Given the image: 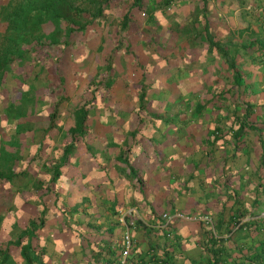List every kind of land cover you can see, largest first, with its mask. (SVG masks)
Listing matches in <instances>:
<instances>
[{
  "label": "crops",
  "instance_id": "0c3cea01",
  "mask_svg": "<svg viewBox=\"0 0 264 264\" xmlns=\"http://www.w3.org/2000/svg\"><path fill=\"white\" fill-rule=\"evenodd\" d=\"M184 4L187 9L186 13L183 14L184 16L176 17L174 16L175 13H173L171 19L173 20L172 22L176 21L180 24L179 26L187 23L188 36L169 29L171 21H163V24L160 25L163 29L172 32L170 42L173 54L169 58L171 64H169L167 69L162 70L163 65L159 69L157 68L155 64L161 61V57L154 53L152 44L144 45L143 42L145 41H140L139 43L141 45V50L139 51L140 53L142 51L141 54L133 49L135 55L125 53L129 55V57H126L127 59L125 55L118 59V64H115V69L112 74L108 75V79L110 77L114 78L110 86H113L114 91L123 96L120 99L122 105L115 108L114 104L110 102L106 104L109 105L107 107L121 110L122 114L120 112L118 117L110 116L111 118L104 121L102 125L99 118L88 119L90 133L75 142L73 150L68 156L69 160L74 158L77 160L76 162L79 160V164L61 166L60 168L63 169L61 175L51 182L48 180L51 169L60 164L62 146L68 141L67 129L63 138L50 133L48 139L51 141L53 140L55 143L63 141L60 147L56 149V152L59 153L56 157L59 159L58 162L50 165L51 162L49 161L51 160L49 159L52 158L50 157L52 155L47 153V151L50 152L48 146L45 149L42 147L41 141L43 138L37 141H33V139L31 144L27 146V150L33 154L34 159H36V156L42 157L43 164L39 166L36 161L33 166L34 171L32 170V173L29 172L31 174L29 181L20 184L13 176V173L21 167V162H19L20 155L13 151L18 150L20 140L24 139L23 137L25 136H20L18 134L19 131L12 129V127L11 133L6 131V134H4L3 129L0 130V157L15 159L17 165L15 169L9 170L12 174L11 182L4 181V176L10 175L5 174V169H0V215L4 211V203L8 205L14 199H16V205L23 206L24 214H28L25 209L28 205L26 202L33 203L37 201L36 190L31 189L30 182L32 184L34 182L37 183L38 178L43 177L42 188H40L42 191L50 189L57 192L59 189H63L67 193L62 194L61 197L63 198L59 199L60 203L62 205L66 203L67 205V203L72 204L71 201H74L76 207L72 211L74 216L77 218H92L89 222L83 219L80 222L81 226H97L102 231L103 228L110 225V222L119 221L120 224H122L121 222L125 223L128 211L131 212V217L139 218L146 224L145 228H141L138 231V235L141 237L147 231L152 234L151 228L159 230L158 227L171 226L179 233L180 245L175 249L172 245L168 246L166 244V249L173 254L175 260L182 263L200 260L202 256L209 254L203 246L207 233L205 228L209 232H217L219 237L226 236V233L222 232L223 227H221L220 233L217 231L216 222L220 219L224 221L229 219L232 210L225 206L227 203L232 205L231 201L237 199V206L241 205V208H243V203H245L244 206L246 208H251L250 203L253 202L252 199L254 197H250L244 189L248 191L249 187H254L259 179V176H257L259 170L257 171V169H264V167H258L259 164L257 165L256 161L258 157L257 149L260 150L257 146L258 135L250 134L249 137L245 138V141L240 143L239 153H244L247 149H251L248 155L245 152L241 156H237L234 166L230 169H221L224 157L232 153V143L218 136L214 146L216 147L218 143L217 147L219 149L212 146V136H209L214 129L212 115L209 113L205 114L204 117H207L208 123H204L205 125L202 127L203 123L199 121L200 117L188 118L180 114L181 100H175V98L180 94H189L196 95L197 99L200 100L202 96L204 99L217 93H226L227 89L232 87L230 92H227V95L236 93L235 91L245 95L246 100L252 104V116L255 122L263 125L264 0H186ZM179 7L182 9V5ZM157 24L160 23L158 22ZM123 39L125 40V38ZM145 47L147 53L143 50ZM53 55L57 56L58 59L62 57L60 51ZM99 59V64H103L105 61L103 57L100 56ZM231 62H234L235 65L232 66ZM136 66L139 70L131 75L130 70L136 69ZM56 69L59 71L58 68ZM143 71H147L145 80L143 79ZM235 77L239 80L238 84L237 82L235 84ZM144 81L146 83L145 90L149 93V99L145 106L146 111L141 112L143 122L140 125L144 135L140 137V143L134 145L130 131L135 126L133 111L138 103L131 100L129 95L131 97H133L132 94L137 95L141 91L142 82ZM96 82L95 80L93 84ZM62 83L59 77L58 81L51 87V90L53 91L54 89L57 92L61 90L60 97L64 99L69 94V91ZM224 90L227 91L224 92ZM90 94L91 87L89 96ZM159 95L167 96L161 101ZM89 96L85 101L89 107L88 112L90 111V105L94 104L93 101H89ZM167 98L171 99L168 100L170 102L165 100ZM95 101L98 104V110H100L102 104H105ZM89 103L90 105H88ZM194 106L191 105L190 107L194 108ZM76 107H79V105L73 104L72 109L68 111L70 116ZM222 107L225 109L226 104ZM165 108L169 112L166 115L159 114L162 118L154 116L157 109L160 111ZM61 112L62 107H59V116ZM55 115L57 116V113ZM166 120L167 124L163 122ZM180 120H184L186 123ZM101 121L103 122V120ZM71 123L72 121H70L69 125ZM206 124L209 125L207 126ZM95 125H98V129L95 128ZM103 125H105V129ZM204 128L206 130L203 132ZM42 132L39 133L40 137L44 136L43 129ZM96 134L101 135V137H107V141L110 142L107 148H103V144H101L105 141L96 143L101 141V139H97ZM4 135L6 138H10L7 139L12 143L10 146L5 144ZM249 139L251 142L247 144L246 142ZM84 140L87 141L88 145L86 148L87 154H84L82 150ZM112 141L120 146L125 144L132 147L129 152V167L124 166L123 169H132L135 178L140 177V179L144 180L142 190L139 189L137 184L132 182L133 176L130 177L131 183L129 187L127 186V178H123V182L119 178L121 172L119 169L122 168L120 160H117V155L120 147L117 146L118 144L111 145ZM255 145L257 147L256 150L253 148ZM205 152H207L206 155ZM207 156L211 157V159ZM44 157L46 158L45 160ZM196 162H200L203 166L200 165L198 166L199 169H196ZM224 174L229 175L227 187L235 185L237 191L240 192L238 194L240 196L235 194L226 203H224V199H226L228 194H234V191L231 190L225 193L221 188H216L215 190H218L216 196L212 195L209 198L208 194H206L207 190L214 189L211 188L212 185L218 186L225 182L222 176ZM97 182L104 188L102 193L92 192ZM121 183L122 188L119 190L118 196L112 195V191ZM9 186H11V190H8ZM239 187L242 188L241 191H239ZM68 191H70V198H67ZM52 195L55 194L52 193ZM72 196L74 197L72 198ZM85 196H90V201H86ZM54 198L55 196H52L49 200H54ZM242 198L245 200L243 203ZM103 199L104 201L107 199L105 202L107 205H102L101 201ZM110 207L115 208V210L113 211ZM31 210L32 208H30ZM178 210L184 213L196 214L197 216H203V212L204 214L207 213L210 221L206 223L201 218L183 217L174 218L172 222H169L161 216L162 213H172ZM256 216H264V205ZM26 217L27 215H23L18 220L21 228L24 226L21 225V221L26 220ZM254 217L255 215L247 213L241 216L240 221H247ZM1 221H3V218H0V241L5 239V233L7 232ZM206 224L207 226L204 227ZM61 227L56 224L51 229L55 233L54 236L57 237L63 234L62 230H60ZM124 229V226L117 227L111 233L120 236ZM94 234L92 232L96 240ZM149 236L155 237V234ZM256 236V239L261 237V235L258 236L255 232H251L247 236L240 238V240L245 241V244H253ZM74 238L69 233L62 235L60 242L61 244H73L70 241H77ZM226 241L225 239L222 240L223 243H226ZM51 245L49 243L46 247L48 253L52 250ZM141 245L145 248L146 242L142 241ZM61 247L59 246L57 249L60 252L62 251L61 249L64 250L61 252L64 261H75L76 258L73 257L80 255L79 247L77 248L76 245L67 249ZM11 251L16 254L18 248Z\"/></svg>",
  "mask_w": 264,
  "mask_h": 264
},
{
  "label": "trees",
  "instance_id": "16d2710c",
  "mask_svg": "<svg viewBox=\"0 0 264 264\" xmlns=\"http://www.w3.org/2000/svg\"><path fill=\"white\" fill-rule=\"evenodd\" d=\"M56 1V16H59L61 11L65 12V10L67 11L69 9L70 3L67 0ZM87 1L96 2V0ZM106 1L107 0H102L101 3L105 5ZM174 1L176 0H150V10L147 12V20L153 23L156 20L154 12L160 11L163 15L164 13H166L165 9L173 5ZM177 2L184 3L186 2V0H177ZM144 5L145 4L143 3V0H131L127 13L123 16L121 25L125 27L127 22L131 19V13L133 12V10L144 9ZM101 8L102 5L97 7V12L93 15L94 17L99 16ZM85 22L86 21L80 24L77 28H84ZM156 22L157 20L154 23L155 27L157 26L158 29L165 30L160 26L161 24H156ZM179 25L180 24L174 21L170 23L168 28L175 30L181 35L188 36L189 30L187 23L181 26ZM69 30L70 36V34L74 32L75 26H71ZM171 36L172 32L170 30H165V36L163 35L160 38L150 36V38H148V40L144 43V45L146 46H148V43L152 44L154 53L157 56L161 57V61L155 64L157 65L158 69L163 65L162 70H165V68L167 69L169 67V64H171L169 62V58L173 54L170 42ZM126 51L132 55H135V51L132 49L129 42H126ZM109 56L110 57L108 59H105L106 69L109 72L108 75H110V71L113 70V56ZM231 65H235V63L231 62ZM142 73L144 74L143 79L145 80V74H147V71H143ZM112 81H114L113 77H110L109 79L105 77L100 79V81H97L94 86L91 87L89 101L94 102L98 96L99 99L103 96H106V100H103L102 102L106 104L112 98V95L108 90H104L105 92H101V89L103 86H105L106 88L107 86H110V83H112ZM234 81L235 84L236 82L237 84L239 83V80H237L236 77L234 78ZM145 86L146 83L144 81L142 82L141 91L136 95L138 105L133 111L135 126L132 128L130 133L131 140L134 145L139 144L141 140L140 137H143L144 135L141 131L140 125L143 122L141 112L143 113L144 111H146L145 106L146 102L149 99V93H147V91L145 90ZM231 89L232 87L228 88V91L224 90V92H230ZM227 92L222 94L217 93L212 97H207L204 99L202 96L200 100L197 99L196 95L180 94L177 95V98H175V100H181V108L179 109L180 114H182L183 117L199 118L205 116V114L207 113L212 115L211 118L214 122V129L212 134L209 135L212 136V146L216 144L218 136L219 138L232 143V153L224 157L221 169H230L235 165L237 156H241L245 152L247 155L250 153L251 149L248 150L247 148L244 153H239L238 151L240 149V143L245 141V138L249 137L250 134L258 135L257 146L258 148H260V150L257 149L258 157L256 161L257 165L259 164L258 167H264V121L263 125L261 123L255 122V119L252 116V104L246 100L245 95L238 91H235L236 93L227 95ZM159 96L160 100L162 101L167 95ZM165 100L168 101L171 99L167 98ZM225 104L226 107L224 109L222 106H224ZM229 104H232L233 107ZM191 105H195L194 108L190 107ZM102 106H104L105 108L107 107V105L104 104H102ZM88 109L89 107L86 105V103H83L73 110L71 114L72 123L67 128L68 141L62 146V150L60 153V164L57 165L54 169H51L50 177L48 179L50 182L61 175L63 171V169L60 168L61 166H65L66 164L69 165L72 163L70 162L68 156L71 154L75 142L79 138H82L86 134L90 133V126L88 123ZM108 111L110 114L114 112L112 114V117H118L119 113H122L121 110L112 109L111 107H109ZM147 112L150 113L149 110H147ZM167 112H169V110L167 111L166 108L160 111L157 109L154 116L160 117L159 114L166 115ZM180 121L185 122L184 120ZM163 122H165V124L168 123L167 120ZM96 135L97 139H101L100 142L98 141L96 143L105 141L102 147L107 148L108 144L110 143L107 141V137H101V135L98 134ZM146 138H148V136H146ZM248 142L250 143L251 140L249 139V141H247L246 143L249 144ZM113 144L117 145L118 143L115 144V142L112 141L111 145ZM217 145L216 147H214L216 149H219ZM117 146L120 147L119 154L117 155V160H120V166L122 168L119 169V171H121L120 174H122H119V178L122 179V182L123 178H127V186L129 187L131 183L130 177H134V173L132 169L126 170L123 169V167H129V152L131 151L132 147L130 145L126 146L125 144H123L122 148L119 144ZM253 148L254 150H256V145L253 146ZM206 154L207 152H205V155ZM209 158L211 159V157ZM76 163L79 164L80 161L78 160V162ZM200 165V162H196V169H199L198 166ZM258 170L259 173L257 176H259V179L254 187H249L248 191L244 189V191L247 192L250 197H254L252 199L254 203H250L251 208L249 209L244 206L245 203L243 202L245 200L243 198V208H241V205H236L237 199L231 201L232 205H228L227 203L225 206L229 207L232 210L229 215V219L226 221L220 219L216 222L217 231H219L220 233V229L221 227H223L222 232H225L226 236H223V238L217 236V232L206 231L207 233L203 241V246L207 250V252H209V254L206 256H202L200 260H196L198 262L185 261L182 263L175 260L173 254L169 253V251H167L166 249L167 245H172L175 249L180 245L181 239L179 233L176 232L177 230H175L171 226L169 227L165 225L164 228L158 227L160 231L157 230V228H151L150 231L153 232L152 234H149L147 231L144 232L141 237L138 235V231L141 230V228H145L146 224L139 218L131 217V212L129 211L126 213L125 223L121 222L123 225L120 224L119 221H116L115 223L110 222V225L106 228H103L102 231H100L97 226H87L86 224H84L86 226H81L82 224L80 222L83 221V219L89 222L92 220V218H77L76 216H74V214H72V211H74L76 208L75 202L71 205H66V203L62 205L59 201V198L57 197V192L55 191L54 200H49L50 197L45 199L44 196H46L48 194L47 192H50L51 190L42 191L40 189L42 188L41 182L43 180V177H40L38 178L37 183L34 182V184H32V182H30L31 189L39 191L40 197H37V201H32L34 204L31 202H26L28 205L25 207V209L28 214H24V208L22 205H16V200L11 201L12 203H10L9 201L10 204L8 205L5 203L3 205L4 211L3 213H1L0 218H3V221H1V223L5 226V231L9 232L12 229L17 230L14 231L13 235L7 236L5 239L0 241V264H264V216H256L264 205V169H257V171ZM222 176L225 182L218 186L212 185L211 188L214 189L209 191L207 190L206 194H208L209 198L212 195L216 196L218 192V190H215L216 188H221L225 193L231 190L234 191V194H228L230 196L227 195L226 199H224V203H226L227 201L231 200L230 197L235 196V194L238 195L240 192L237 191L235 185H230L229 187H227V180L229 179V175L224 174ZM4 181L11 182L12 177L4 176ZM143 181L144 180L140 179V177H134V179L132 180V182L139 186L140 190L143 189ZM121 185L122 183L119 184L117 188L114 189V191H112V195L118 196L120 192L119 190L122 188ZM103 189L104 188L100 186V183L97 182L92 192L102 193V191H104ZM239 189V191H241L242 188L239 187ZM8 190H11V186H9ZM84 198L86 199V201H90V196H85ZM106 201L107 199H105V201L103 199V201H101L102 205H107V203H105ZM30 208H32L31 211ZM110 208H112L113 211L115 210V208L113 207ZM247 213L255 215V217L247 221H240L241 216H244ZM185 214L196 215L191 213ZM23 215H27V219L24 222V226H22L21 228L18 220H20ZM203 215L208 216V214H204V212ZM174 218L168 221L172 222ZM203 221L209 223L205 220ZM56 224L62 226L60 228V230H62L63 232L62 235L71 233V235L75 237L74 240L77 241L73 242V240H71L70 242H72L73 244H61L60 240L62 238V235L56 237L54 236L55 233L51 231V229H53ZM122 226H124L125 229L120 234V236L111 233V231H114L117 227ZM92 232L95 233L94 236L96 237V240L94 239ZM251 232H255L256 234H258V236L261 235L260 238L255 240V243L245 244V241L240 240V238L247 236ZM126 233L129 234V237L131 239L128 248L126 247L124 239ZM154 234L155 237L149 236ZM42 238L43 242H41ZM223 239H225V241L227 240L226 243L222 242ZM142 241L146 242L145 248L141 245ZM49 243L52 244L50 246L52 247L50 253H48V251L46 250V247ZM55 244L56 246H54ZM74 245H76L77 248L79 247L80 255L73 257L76 258L75 261H64L62 259L61 253L64 250L61 249L62 251L60 252L57 248H59V246H62L61 248L67 249ZM16 248H18V252L16 254L12 253L11 250Z\"/></svg>",
  "mask_w": 264,
  "mask_h": 264
},
{
  "label": "rangeland",
  "instance_id": "374dc122",
  "mask_svg": "<svg viewBox=\"0 0 264 264\" xmlns=\"http://www.w3.org/2000/svg\"><path fill=\"white\" fill-rule=\"evenodd\" d=\"M67 1L70 3L69 9L65 12L60 10V15L56 16V0H0V130L3 129L4 134L6 131L11 133L12 127L19 131L20 136H25L20 140L18 150H12L20 155L21 167L17 169L18 174L17 170L13 173L14 179H17L20 184L29 181L31 177L29 172L34 171L33 166L36 161L39 166L43 164L42 157L36 156L34 159L33 154L27 150V146L33 139L37 141L43 138L42 147L45 149L48 146L50 152L47 151L48 149L46 151L52 155L49 159L51 160L50 165L58 162L59 159L56 157L59 153L56 149L63 141L55 143L48 139V136L53 133L52 135L63 138L71 121L68 111L72 109L73 104L86 103L89 89L94 85V81L108 78L109 72L106 69L105 59H108L109 55L113 56L111 59L114 70L119 58L124 55L125 58L129 57L125 54L128 53L126 42H129L137 53H140V41L146 42L150 36L160 38L165 34L164 30L154 26L156 20V24L158 22L163 24V21L172 22L173 13L176 17H182L187 11L185 4L176 0L173 5L165 9L166 13L163 15L160 11L154 12L156 20L149 23L147 12L150 10V0H143L144 9H134L131 19L124 27L121 25L122 19L127 13L131 0H107L105 5L101 3L102 0H96V2ZM100 5H102L101 12L99 16L94 17ZM178 5H182V9ZM84 21H86L85 27L77 28ZM71 26H75V30L69 36ZM143 50L147 53L146 47ZM59 51L62 57L58 59L53 54ZM100 56L105 60L103 64L98 62ZM113 70L110 71L111 74ZM138 70L136 66V69L130 70V74L133 75ZM59 77L69 91L64 99L60 97L61 90L58 92L51 90ZM104 90H108L112 95L108 102L114 104L115 108L122 105L120 99L123 96L115 92L113 86H107V88L103 86L101 92H105ZM129 96L131 100L137 102L136 94H132L133 97ZM96 100L102 104L106 96L100 99L98 96ZM59 107H62L60 116ZM97 107L96 101L90 105L88 119L99 118L102 125L104 121L112 117L114 112L110 114L109 107L107 109L101 105L100 110ZM199 121L203 123L202 127L204 123H208L207 117L204 116L200 117ZM97 127L98 125H95L96 129ZM42 129L44 136L40 137L39 133ZM205 130L204 128L203 132ZM3 137L6 140L5 144L10 146L12 143L7 140L10 138H6L5 135ZM82 144H84L83 153L87 154V141L84 140ZM122 146L123 144L121 148ZM70 161L72 162L70 166L76 165L75 158ZM16 167L15 159L0 157V169H5V174L12 176L9 170ZM47 193L44 196L45 199L54 196L52 195L54 190ZM57 193L60 199L63 198L62 194L67 192L59 189ZM69 193L70 191H68L67 198H70ZM37 197H40L39 191H36V199ZM71 202L74 203V201ZM24 222L25 220L21 221L22 225ZM206 226L207 224L204 225ZM16 230L6 232L5 238L13 235ZM205 231L208 230L205 228ZM256 238L257 236L254 239Z\"/></svg>",
  "mask_w": 264,
  "mask_h": 264
},
{
  "label": "built area",
  "instance_id": "2783aa9c",
  "mask_svg": "<svg viewBox=\"0 0 264 264\" xmlns=\"http://www.w3.org/2000/svg\"><path fill=\"white\" fill-rule=\"evenodd\" d=\"M162 216L164 218H166L167 220H170V219H172L174 217H178V218H183V217H185V218H196L197 217V218H201V219H203V220H205L207 222L210 221V217H208L207 215H203V216H199V215L198 216L197 215H187L183 211H175L173 213H162ZM124 239H125L126 247L128 248L129 247V244L131 242L130 241L131 239H130L128 233L125 234Z\"/></svg>",
  "mask_w": 264,
  "mask_h": 264
}]
</instances>
